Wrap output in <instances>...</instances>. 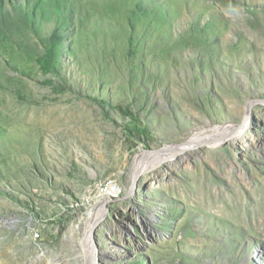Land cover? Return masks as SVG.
Returning a JSON list of instances; mask_svg holds the SVG:
<instances>
[{"label": "rangeland", "instance_id": "1", "mask_svg": "<svg viewBox=\"0 0 264 264\" xmlns=\"http://www.w3.org/2000/svg\"><path fill=\"white\" fill-rule=\"evenodd\" d=\"M154 1L0 36V264H264V0Z\"/></svg>", "mask_w": 264, "mask_h": 264}, {"label": "trees", "instance_id": "2", "mask_svg": "<svg viewBox=\"0 0 264 264\" xmlns=\"http://www.w3.org/2000/svg\"><path fill=\"white\" fill-rule=\"evenodd\" d=\"M119 1L123 3L129 1L133 5L134 10L131 13L135 17L136 15L145 16L154 8L157 9L158 6L154 0ZM80 3L81 0H0V36L24 35L26 33L32 37L41 38L45 36L51 39L46 54L40 57L38 61L46 71H52L56 74L52 42H55L56 38H63L72 33V20L77 16V11L79 12L77 9ZM161 8L158 7V9ZM201 27L203 26L197 24L194 29L199 30ZM46 83L51 84L50 81ZM98 101L102 106L110 105V102L104 98H99ZM122 113L125 112L122 111ZM133 122L131 123L132 129L138 131L143 129L140 122L137 123L135 120Z\"/></svg>", "mask_w": 264, "mask_h": 264}, {"label": "bare ground", "instance_id": "3", "mask_svg": "<svg viewBox=\"0 0 264 264\" xmlns=\"http://www.w3.org/2000/svg\"><path fill=\"white\" fill-rule=\"evenodd\" d=\"M246 123V122H245ZM245 126V125H244ZM245 129H247L246 128V126H245V128L244 129H242L241 128V130H240V132L239 133H242V135H243V132H244V130ZM231 130V129H230ZM230 130H226V131H230ZM220 131H225L223 128H221V127H215V128H213V129H211L210 130V132L211 133H215V132H220ZM211 135V134H210ZM207 135H205L202 139H206L205 137H206ZM201 137V136H200ZM201 139V138H200ZM200 139H197V140H200ZM201 139V140H202ZM216 140V139H215ZM234 140V139H233ZM208 145H210V146H213V145H216L217 144V142L216 143H214V144H210V143H207ZM172 157H173V155L172 156H170V157H166L165 159H163V161L164 160H171L172 159ZM138 158V157H137ZM154 158V157H153ZM157 162L156 163H154V164H152V166H148L147 167V169H150V168H155L156 166H158L159 164H160V161L159 160H156ZM140 173V172H139ZM137 174L138 173H136V176H137ZM137 179V178H136ZM134 184V183H133ZM96 187H98V185L96 186ZM133 188V187H132ZM99 194V193H98ZM97 194V195H98ZM100 196H102L101 194H99ZM98 195V196H99ZM106 196L104 197V198H102V199H110V194H105ZM89 237H90V231H89ZM86 245V244H85ZM88 254H89V257H88V260H89V262H90V264H102V259H101V256H100V254H98V253H95L94 252V250L92 251V249H91V245H89L88 246ZM93 253H95V254H93ZM92 258H94L95 259V262H94V259L92 260Z\"/></svg>", "mask_w": 264, "mask_h": 264}, {"label": "built area", "instance_id": "4", "mask_svg": "<svg viewBox=\"0 0 264 264\" xmlns=\"http://www.w3.org/2000/svg\"><path fill=\"white\" fill-rule=\"evenodd\" d=\"M100 189L104 192V196H106L105 194H110V197L118 198L122 194V188L117 183L112 181L102 184Z\"/></svg>", "mask_w": 264, "mask_h": 264}, {"label": "water", "instance_id": "5", "mask_svg": "<svg viewBox=\"0 0 264 264\" xmlns=\"http://www.w3.org/2000/svg\"><path fill=\"white\" fill-rule=\"evenodd\" d=\"M134 181H135V178H134Z\"/></svg>", "mask_w": 264, "mask_h": 264}]
</instances>
